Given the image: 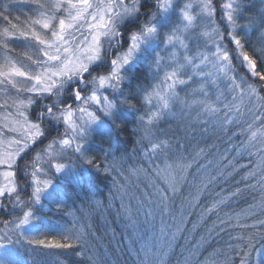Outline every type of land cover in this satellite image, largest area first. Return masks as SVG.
<instances>
[{"label": "snow or ice", "instance_id": "snow-or-ice-1", "mask_svg": "<svg viewBox=\"0 0 264 264\" xmlns=\"http://www.w3.org/2000/svg\"><path fill=\"white\" fill-rule=\"evenodd\" d=\"M20 2L35 8V18L27 16L25 21H21L19 16L10 18L9 6L0 10V19L8 25L0 29V93H2L0 111L4 113L3 122L0 123V167L5 169L0 171V204L4 203L5 197L18 193V164L31 145L45 136V120L49 117L63 121L68 127L58 140L54 139L48 144V148L52 149L53 145L69 147L75 140L73 148L81 151L83 141L80 137L86 126L98 119L99 110L110 114L115 107L103 89L121 88L125 78V66L140 49L144 37L155 35L158 31L155 23L145 22L143 32L130 34L128 48L119 50L122 43L119 26L129 16L141 10V0H20ZM154 3L158 11L163 13L172 8L175 0H154ZM195 7L199 12L193 11L191 2L184 3L180 10L182 27L177 25L166 36V46L171 45L173 49L180 50L179 54L176 51L171 52L173 64L168 65L171 71H164L163 79L153 86L151 91L148 88L142 90L147 111L140 116L138 127L142 133L141 141H147L149 146L144 156L151 161L153 156L170 149L169 140L159 139L154 129L157 128L158 121L172 115L175 106H180L185 111L193 109L196 111L197 119L203 125L202 134L210 132L226 135L229 126L240 124V117L246 113L247 127L240 128L246 139L239 145H232L237 150L236 156L230 157L232 148H226L223 152L214 153V158L208 160L206 164L199 165L197 171L201 175L198 177L200 183L196 185V196L182 203L179 210H173V203L180 186L188 179V169L198 159L211 153L215 145L199 148L194 154L190 153L191 159L186 157L183 151H178L172 163L165 162L163 168L157 166L154 171L165 181L166 187L154 185L151 197L144 194V200L134 193L129 195L123 185L116 184L122 193L121 207L131 220L133 228L136 220L133 219L132 208L123 202L125 195H129L130 200H136L137 211L144 212L146 222H154L159 217L161 224L159 236L154 235L151 247L146 244L143 249L147 264H162L165 249L170 247L177 234L184 230L187 215L199 203V196L205 190H209L210 186L214 187L218 179L226 181L238 170L235 161L239 155L247 154L253 158L250 161L253 167L241 176V180L254 179L256 183L248 184L246 189L260 192L258 202L250 206L244 214L255 216L260 212L264 215V95H261L264 93V68L260 67L257 57L259 53V56L264 58V27L260 30L258 41L260 46L257 47L254 43L252 49H249L236 33L238 5L234 0H227L223 5L226 9V19L232 25V40L235 44L232 51L238 52V56L246 63L250 72V77L244 75L243 78H239L234 74L236 66L232 51L222 45L225 36L213 23L216 14L215 0H199ZM155 16L156 12H153L152 20ZM205 25L210 31L201 33L200 29ZM184 33H187V36ZM186 40L189 42L186 43ZM14 41L22 42V52H16ZM209 45L214 51L208 50ZM197 48H203L204 51L189 54ZM161 59L163 58L160 53H157L155 65L158 69ZM101 70L105 74H99ZM190 81L199 83V88H193L191 93H186V97H182L176 89L178 86L189 85ZM224 81H227V84ZM69 88L71 91L67 95L71 97V103L63 99L66 89ZM197 96L201 98H195ZM124 102L135 106L134 101L125 99ZM89 107H95L96 110L89 111ZM76 113L86 114L88 119L77 125L74 119ZM5 130L15 135L8 139ZM69 130L72 131V136L66 138L69 137ZM228 138L231 140V136ZM62 151L63 149L61 153ZM40 159L41 155L37 154L31 163L35 184L33 196L37 202L40 194L52 183L50 179H40L43 172L42 167H37ZM86 159L89 164L95 161L94 166L107 174L110 169L115 170L113 164L105 167L95 158ZM55 167L60 171L64 165L56 163ZM140 172L145 170L133 169L132 175ZM241 192L242 190L237 188L230 196L222 192L216 193L218 199H215L210 207L201 209L200 220L207 214L216 212L221 205ZM145 201L148 203L147 208ZM31 217L32 213L28 210L18 221L3 220L4 227L0 230V238H7L6 234H14L15 229L28 224ZM165 217L171 223H168ZM220 223L226 224L227 220H220ZM196 226L194 223L193 229ZM241 227L255 231L251 236L240 238L246 242L243 247L236 250L240 256L239 264H264V219H257L253 224ZM30 243L55 249H72L77 245H83L82 251L77 255L86 258L89 264H99L95 251L82 229L76 232L75 238L44 236L33 238ZM158 244L162 246L157 248ZM137 258H140L139 253ZM141 264H144L143 260ZM224 264H233V258L227 256Z\"/></svg>", "mask_w": 264, "mask_h": 264}, {"label": "trees", "instance_id": "trees-1", "mask_svg": "<svg viewBox=\"0 0 264 264\" xmlns=\"http://www.w3.org/2000/svg\"><path fill=\"white\" fill-rule=\"evenodd\" d=\"M257 3V1L250 0L242 2L243 11L237 22L239 28L237 34L245 41L248 48L257 42L260 30L264 27V24H262V21H264L263 14L255 8ZM8 4V6H11L13 2L9 0ZM148 4V2L144 4V11L149 10L151 5L148 6ZM5 6L4 3L1 9ZM11 15L10 18L17 17V14ZM217 24L219 23L217 22ZM6 26L8 25L0 19V29ZM258 59L262 68L261 60L263 58L259 56ZM142 63L139 62L138 65L127 68L124 71L125 78L121 88L113 90L111 100L118 109V117H120L117 124H114V127H109L110 129L94 134L88 143L89 147L84 157L78 160L71 158V163H66L68 166L72 165L71 178L58 174L49 175L50 179L55 181L60 186L61 192H63L66 203L65 208L56 210L57 208L52 205L55 208L53 211L46 212L40 207L36 211V215L45 216L49 218L52 224L59 225V228L68 227L73 232V235L69 234L70 236H67L66 232L60 234L56 231H48L45 233L48 237L75 238L76 232L80 231V226L72 221L71 215L75 214L83 218L82 230L89 240L90 246L94 249L99 264H141V260L144 261V264H147L143 249L146 244L152 243V239L148 238L150 229L146 228L145 225L138 229L133 228L130 224L126 231H122L120 225L115 224L113 225V239L108 233H104L109 219L117 221L120 214H124L120 199L119 202L112 204L113 196L116 197L120 191L119 189L117 191L112 189L115 180L111 177L110 172L107 174L101 171L94 166L95 161L93 164H89L86 158H95V160H98L97 162H102L105 167H108L114 161L116 167L114 170L115 178L117 175L118 177H124L122 165L125 163L126 171L127 168L133 170L137 167L138 169L143 167L149 172L151 178L159 182V187L165 188V181L153 173L157 164L160 168H163L165 162L172 163L176 159L178 151H183L184 155L191 159L190 153L194 154L199 148L215 145L211 153L198 159L188 169V179L180 186L179 193L173 203V210H179L182 203L196 196V185L200 183L198 177L201 175L197 171L199 165L206 164L208 160L214 158V153L217 151L223 152L226 148H232L229 153L230 157L236 156L237 150L232 145H239L246 139L245 135L240 132L242 126L247 127L245 124V120L248 119L246 113L240 117V124L229 126L226 135L210 132L202 134L203 125L199 123L197 116L192 121L194 126L169 127L168 123L178 119V115L167 116L161 119V123L157 122L154 133L161 140H169L170 149L153 156L151 160L156 161L151 165L150 161L144 156L149 146L142 144V133L138 126L140 116L143 114L142 90L147 86L148 79L155 76ZM234 65L236 66L235 62ZM261 95H264V93H261ZM125 99L134 101L135 106L125 103ZM57 124L60 125L61 123ZM57 124L55 125V122L51 120L45 122L46 134L34 145V150L37 151L35 156L42 154L40 150L43 145L41 143L48 141L54 135ZM233 133L236 134L233 135ZM229 136H231V140H229ZM27 155H30V153ZM252 159L247 154L239 155L235 161L238 170L226 181L218 179L214 187L210 186L209 190H205L199 196V203L187 215L184 230L178 233L171 246L165 249L162 264H224L226 257L229 255L233 258V264H239L240 256L236 250L243 247L246 242L240 238L251 236L255 231L251 228L241 227V225H251L257 219H264V215H261L260 212H257L255 216H245L244 214L250 206L256 204L260 199L259 191L246 189L248 184H255L256 181L254 179L241 180V176L253 167L250 162ZM31 163V158H29L25 166L26 169L30 170L32 168ZM240 165L246 167H240ZM228 171H231V169H228ZM30 177H32V171ZM127 177L129 176L127 175ZM237 188L241 189L242 192L231 197L216 212L209 213L203 220H200L201 209L210 207L211 203L218 199L216 193L222 192L224 195L230 196ZM153 191L154 189L149 191L148 195L150 197ZM12 198L14 200L15 197L12 196ZM158 219L159 217L155 221ZM165 219L168 223H171L167 217ZM2 220H5L4 216ZM220 220H227V223L221 224ZM194 223L197 225L195 229H193ZM257 241H259V237H257ZM83 247V245H77L72 249H55L40 247L32 243L22 244L20 250L21 260H19L18 252L16 255H12V259L19 260V264H89L86 258L77 255ZM257 247H259L258 242ZM14 249L16 250V246ZM137 253L140 254L139 259Z\"/></svg>", "mask_w": 264, "mask_h": 264}, {"label": "rangeland", "instance_id": "rangeland-1", "mask_svg": "<svg viewBox=\"0 0 264 264\" xmlns=\"http://www.w3.org/2000/svg\"><path fill=\"white\" fill-rule=\"evenodd\" d=\"M9 0H0V10H2L1 6L5 3L6 6H8ZM249 0H234V3L238 5L237 13H236V20L238 22V18L243 11L242 8V2H246ZM250 1H257V8L261 14H263L264 18V0H250ZM13 4L9 6L8 11L11 14H14L20 17L21 21H25L27 19V16H32L35 18L36 10L35 8L27 3L20 2V0H11ZM148 2V6H150L149 10L144 11V4ZM191 2L193 4V11L199 12V9L195 7V5L199 2V0H175L174 5L171 9H169L167 12L160 13L157 9L156 4L154 3V0H141L140 3V11L137 12L134 15L129 16L119 27L120 31L122 32V43L120 45L119 50H126L128 46L130 45V34L140 31L143 32V24L145 22L151 21L155 23L158 27V31L155 35H146L144 37V41L140 46V49L134 54L132 60L128 65L125 66L124 71L127 70V68H131L138 65L139 62H143L142 64H145L146 68L150 70L153 76L148 79L147 86L144 88H148L149 91H151V88L155 86L157 83L160 82L161 79H163L164 71H171V68L168 67V65L173 64V61L171 60V52L176 51L177 54H179V49H173L171 45L166 46V36L168 33H170L177 25H180L182 27V17L180 10L183 7L184 3ZM227 2V0H215V8L217 16L215 14V17L213 19L214 25L218 26L220 31L224 34V36H227L231 39L232 43H230L227 47L228 50L232 51L235 49V44L232 40V25L228 22L226 19L225 13L226 9L223 7V5ZM153 6V7H152ZM153 12H156L155 19L152 20ZM12 16V15H11ZM217 19V21H216ZM171 23H170V22ZM16 21L14 20L13 23ZM217 22L219 24H217ZM262 24H264V21H262ZM170 28V29H169ZM238 27L236 28V33H238ZM163 30V32H162ZM210 31V29L205 25L200 29V32H206ZM185 36H187V33H184ZM189 42L186 40V43ZM223 47L224 44L222 43ZM13 46L16 48V52L20 53L23 50V44L19 41H14ZM191 47V44H190ZM209 51H214L211 45L208 46ZM198 51H204L203 48H197L193 52L189 53L190 55L196 54ZM157 53H160V56L163 58L160 62V69L157 68L155 65ZM233 54V61L236 63V71L235 75L239 78H243L238 72L240 70L244 71V74L249 76V70L247 68V65L245 62L242 61V59L238 56L237 51H232ZM105 66H107V62H105ZM163 69V70H161ZM96 73H94L95 75ZM99 74H105L102 70ZM158 76V78H157ZM186 78V77H185ZM225 84H227V81H224ZM222 87V86H221ZM143 88V89H144ZM193 88H199V83H193L189 82V85L185 86H178L177 92L182 96L186 97V93H191ZM71 91V88L66 89V94L63 97L64 100H69L71 102V97L67 95L68 92ZM103 92L105 95H108L111 99V95L113 94L112 88H105L103 89ZM0 96H2V93H0ZM143 96V95H142ZM195 98H201L199 96ZM143 114L145 111H147V107L144 103L143 97ZM79 103L78 101L76 102ZM115 105V104H114ZM95 107H89V111H95ZM154 110V109H153ZM118 109L116 106L112 109L111 113H105L102 109L97 112L98 119L86 126V130L82 133L80 139L83 141V147L81 151H76L73 147L75 146L76 141H73V145L69 147H64L62 145H53L52 149L48 148V144L52 143L54 139L58 140L61 135L65 132V129L68 127L63 121L49 117L47 120H51L55 122V125L57 123H61L57 127H55V133L48 141H45L44 143H41L43 147L41 148V159L40 163L37 165L38 168L42 167L43 172L41 173L40 179H50V174H58L65 176L66 178H71V173H73V170L70 166L66 165V163H71V158L73 159H80L81 157H84L87 149L89 147L88 143L93 138L94 134L98 132H102L106 129H110L109 127H114V124H117L120 117H118ZM172 115H178V119L168 123L169 127H178V126H194V123L192 122L194 118H196L197 113L193 109L191 111H185L180 106H175L172 111ZM170 115V116H172ZM4 113L0 111V123L3 122ZM75 122L77 125L83 124L85 120L88 119L86 114L76 113L75 114ZM45 120V122L47 121ZM161 123V120L159 121ZM15 134L7 132L5 130V136L8 139H11ZM72 131L69 130V137L71 138ZM40 141V140H39ZM37 141L36 143H38ZM142 142V141H141ZM35 143V144H36ZM31 145V148L24 154V156L21 158L20 163L18 164L17 171H18V193L13 194L14 200L12 196L5 197L4 203L0 204V230L3 229L4 223L2 220V217L4 216L5 220L8 221H18L20 217L23 216L25 211L30 210L32 213V217L28 224L21 225L18 229H15V233L8 235L6 234L7 238H0V264H19V260H21L22 255L20 254L21 246L22 244H28L30 243L31 239L33 238H42L45 235L46 232H58L62 234L63 232H66L73 235L72 230L68 227L66 228H59V225L52 224L49 221V218L45 216L36 215L37 208H43L44 211H53L55 208L56 210H62L65 208V198L60 190V186L55 183L52 179L51 185L46 188L41 194L40 199L37 202L33 196V191L35 188L34 180L32 177H30V173L32 171V168L30 170L26 169V164L29 158H31V162L35 159V154L37 151L34 150V145ZM143 145H147V141L142 142ZM61 149H63L61 153ZM31 151V153H30ZM30 155H27L29 154ZM83 154V155H82ZM55 156L54 158H51ZM64 160V161H62ZM156 160H151L150 164L152 165ZM56 163H62L64 165L63 169L60 171H57L55 164ZM111 164L114 165V161L111 162ZM126 163L122 165L124 177L118 175L114 176V171L110 169V175L115 180L114 187H112L113 190L117 191L116 184L123 185L125 191L131 195L135 194L137 197H139L141 200H144V194H149L151 189H154L155 186H159V182L149 175V172L145 170L143 167H139L144 169L145 172H140L137 175H132V170L127 168L126 171ZM157 166H159L157 164ZM151 167V166H150ZM155 168V167H153ZM116 169V167H115ZM138 169V167H137ZM2 167H0V171H3ZM156 174V172H153ZM127 175L129 177H127ZM122 177V178H121ZM121 178V179H120ZM120 191V190H119ZM121 191L119 194L115 197L113 196L112 204L119 202V199L121 200ZM129 195H125L123 197L124 203L128 204L132 210H133V219L136 220L135 227L140 229L145 225L146 228L150 229V233L148 235V238L152 239V237L159 236L161 224L160 220L158 219L155 222L149 221L146 222L145 214L143 211H137V204L136 200L129 199ZM54 205L55 208L52 207ZM145 207H148L147 201H145ZM139 216V217H137ZM72 221L80 226V230L83 228V218H80L79 216L72 214L71 215ZM100 220V219H99ZM101 221V220H100ZM119 224L122 231H126L128 225H132L131 220L128 219L127 215L120 214L117 221L108 220L107 225L105 226L104 233H108L111 238L113 239V225ZM51 227V228H50ZM39 229V230H38ZM68 229V230H67ZM152 244V243H151ZM151 244L148 243V246L151 247ZM16 246V250L14 249ZM161 247V244L157 245V248ZM18 252L19 260L15 261L13 260L12 255H16ZM11 259V261H10Z\"/></svg>", "mask_w": 264, "mask_h": 264}, {"label": "bare ground", "instance_id": "bare-ground-1", "mask_svg": "<svg viewBox=\"0 0 264 264\" xmlns=\"http://www.w3.org/2000/svg\"><path fill=\"white\" fill-rule=\"evenodd\" d=\"M170 22V21H169ZM171 23V22H170ZM246 26V25H245ZM247 27V26H246ZM170 29V28H169ZM162 32H163V30H162ZM259 37H260V34H259V36H258V39H257V42H255V44H257V47H259L260 45H259V43H258V41H259ZM222 43L224 44V47L227 49V47H228V45L230 44V43H232V41H231V39L229 38V37H227V36H225V39L222 41ZM249 49H252V46L249 48ZM257 57H259V53H257ZM261 62H262V68H264V58H263V60H261ZM241 76H243V75H245L244 74V71L243 70H240V72H238ZM249 75H250V72H249Z\"/></svg>", "mask_w": 264, "mask_h": 264}]
</instances>
